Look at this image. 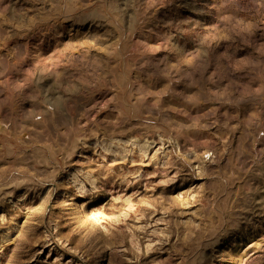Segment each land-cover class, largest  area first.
I'll list each match as a JSON object with an SVG mask.
<instances>
[{
	"label": "rangeland",
	"instance_id": "1",
	"mask_svg": "<svg viewBox=\"0 0 264 264\" xmlns=\"http://www.w3.org/2000/svg\"><path fill=\"white\" fill-rule=\"evenodd\" d=\"M0 264H264V0H0Z\"/></svg>",
	"mask_w": 264,
	"mask_h": 264
}]
</instances>
